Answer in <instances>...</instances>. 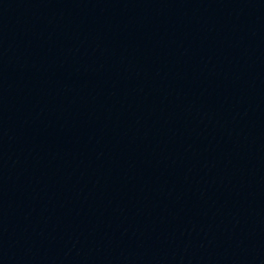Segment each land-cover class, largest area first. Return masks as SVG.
<instances>
[{
  "label": "water",
  "instance_id": "1",
  "mask_svg": "<svg viewBox=\"0 0 264 264\" xmlns=\"http://www.w3.org/2000/svg\"><path fill=\"white\" fill-rule=\"evenodd\" d=\"M0 264H264V0H0Z\"/></svg>",
  "mask_w": 264,
  "mask_h": 264
}]
</instances>
